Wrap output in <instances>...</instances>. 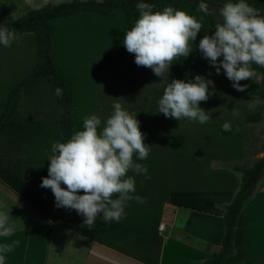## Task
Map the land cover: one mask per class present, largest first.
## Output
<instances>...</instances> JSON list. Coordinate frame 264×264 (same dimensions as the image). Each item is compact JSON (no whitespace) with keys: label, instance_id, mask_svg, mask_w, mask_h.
<instances>
[{"label":"trees","instance_id":"16d2710c","mask_svg":"<svg viewBox=\"0 0 264 264\" xmlns=\"http://www.w3.org/2000/svg\"><path fill=\"white\" fill-rule=\"evenodd\" d=\"M136 2L138 0H72L53 5L45 4L37 9L27 7L16 19L2 22L12 28L16 36L30 34L34 53L29 72L9 89L1 103L0 183L35 210L41 211L47 222L15 231L10 237L0 238V242L4 243L19 241L18 246L6 254L5 264H43L50 222L144 264H240L238 257L241 253L234 252L237 245L252 236L257 241L264 237V190L257 189L264 178V146L262 156L255 159L249 167L232 166L233 170L240 172L239 180L226 172L212 170L209 162L222 157L227 159V155H230L228 149L237 144L240 146L244 134L243 128L239 130L232 122L228 123L233 125V130L220 134L222 130L221 125L220 131L217 129L218 121H222L216 117V113L210 114L211 119L200 124L183 118L179 121L171 117L165 118L162 113H157V107L154 105V108H147V111H143L144 108L136 109L132 115H136L135 118L139 121V129L144 134L143 143L149 146V151L146 159L136 160L134 154L133 160L146 166L147 178L145 175H135L131 170L126 175L134 176L133 195L143 197L144 202L141 204L135 200L129 201L124 209L125 215L119 222L104 223L99 218L102 214H98L93 227L88 228L82 223L83 218L74 210L55 208L50 189L39 187L41 177L47 175L49 162L46 159L51 143L66 141L74 131L81 129L85 116L94 114V108L85 106L86 102L79 104L81 95L76 91L78 81L89 80L91 75L85 70L81 73L83 75L76 79L75 68L73 70L68 67L74 71L69 73L59 62V58L56 57L59 50L56 36L59 34L58 30L54 33L53 24L76 22L92 27L93 24H98L99 27L96 28L98 34L93 40L96 43V50L104 54L102 46L110 45L111 39L108 19L117 12L121 22L111 45L117 47L115 50L119 51L123 58H130L134 55L125 50L121 41L123 32L130 29L138 18V12L134 7ZM144 2L151 3L154 6L153 11H161L164 6H172L198 20L203 15L197 11L200 0H144ZM204 2L222 6L225 0ZM247 3L260 13L264 12V0H247ZM6 7L0 11L1 15L5 14ZM200 23L203 35L212 28L208 15L204 16ZM203 60L198 50L192 51L186 58H175L169 71L165 69L164 77L160 80L154 99L155 105L157 106V99L162 95L163 88L169 80L173 78L189 80L190 75L196 72ZM261 72L264 75V69ZM44 81L50 84V93L60 109L57 118L48 124L34 127L29 122L15 120L12 110L20 93ZM56 87L62 89L61 97L54 95ZM255 93L260 100L263 113L247 117L246 121L261 118L264 129V81ZM100 119L103 123L105 118ZM188 124H192L193 128H188ZM230 135L231 141L228 137ZM215 140H219L218 147L220 153L223 152L222 157L218 151L213 150ZM165 204L190 210L185 225L187 231H190L189 226L195 222L193 221L195 217H198L199 221L206 219L216 222L218 224L216 229L219 232L216 231L214 242L220 245L221 251L206 257L201 263L192 262L203 257L192 248L173 240L163 242L157 227ZM216 204H222V210L212 209ZM263 246L264 241L261 242L260 248Z\"/></svg>","mask_w":264,"mask_h":264},{"label":"clouds","instance_id":"9594fccd","mask_svg":"<svg viewBox=\"0 0 264 264\" xmlns=\"http://www.w3.org/2000/svg\"><path fill=\"white\" fill-rule=\"evenodd\" d=\"M24 2L31 5L32 0ZM134 7L138 18L123 32L121 43L134 55L137 66L150 68L161 80L175 58H186L193 51V41L202 28L200 21L210 14L208 6L204 0L198 3L197 11L203 13L199 20L172 6L153 11L154 6L144 0H138ZM218 13L220 22L214 25L211 35L205 33L199 39L196 49L215 74L223 71L231 86L243 92L248 85L239 81H264V76L251 68L252 64L264 68V15L247 0H225ZM16 38L12 28L0 23V46L8 47ZM210 76L211 72L207 77L197 74L189 80H169L157 99V113L178 121L184 118L206 123L211 119L210 113L198 102L211 95L209 87L214 82ZM62 94L60 87L54 89L55 96ZM254 106L255 103L249 105ZM111 107L103 123L97 115L89 114L83 118L81 129L66 141L51 143L47 175L41 177L39 184L50 189L55 208L74 210L88 228L93 227L98 214H102L99 218L104 223L119 222L129 201L144 202L143 197L133 195L134 176L126 174L131 170L146 177V166L135 162L133 155L136 160L146 159L149 146L143 143L144 134L136 115L123 109L115 99ZM233 115L237 113L233 111ZM221 130L231 131V125L225 122ZM15 230L9 213L0 211V238L12 236ZM18 244V240L0 242V264H5L6 254Z\"/></svg>","mask_w":264,"mask_h":264},{"label":"rangeland","instance_id":"374dc122","mask_svg":"<svg viewBox=\"0 0 264 264\" xmlns=\"http://www.w3.org/2000/svg\"><path fill=\"white\" fill-rule=\"evenodd\" d=\"M70 1L72 0H32L31 5H27L24 0H0V11L4 6H7L5 14H0V23L16 19L27 7V9H37L45 4L53 5ZM206 4L210 12L208 18L212 24V28L207 30L206 33L211 35L214 31V25L220 22L221 18L218 9L221 5L209 2ZM8 8L14 9L8 10ZM260 14L264 15V12ZM108 20L111 26V39L110 45L105 44L102 46L104 54L96 50V43L93 40L96 34H98V29L96 30L99 27L97 26L98 24H93V27L92 25H81L76 22L64 23L63 25L61 22L53 24L54 33L58 30L57 34H59L56 36L59 47L56 57L59 58V62L64 65V68L66 67L69 73H73L75 68L74 78L76 79L80 78L83 75L81 73L85 70L91 75L89 80L82 79L78 81L77 94L85 98L81 99L79 97V104H83V101L86 102L85 106L94 108V114L99 118H106L111 113L114 99L121 104L123 109H126L131 114H134L138 108H144L143 111H147V108L157 107L155 105L156 100L154 99L157 96L160 78L155 76L150 68L137 66L134 63V56L123 58L122 54L115 50L117 47L112 46L111 43H114L118 32V25L121 22L120 15L117 12L113 13ZM202 36L203 32L200 30L197 33L195 41H193V51L197 50L196 44H198ZM16 37L10 46H0V108L6 93L16 82L26 76L33 62L34 46L31 42L30 34ZM189 46L191 47V41L189 42ZM251 68L264 76L261 72L264 68L255 64H252ZM210 72V79L214 82L209 87L211 95L207 100L198 102V106L211 115L216 113V117L222 121H218V128L215 127V132L216 128L220 131L219 125H222L224 122H232L234 127L239 130L243 128L244 134L240 146L235 144L236 146L230 147L231 150L228 149L230 155H227V159L222 157L223 152L220 153V148L218 147L219 140H215L216 145L213 147V150L218 151L219 156L222 158L212 160L208 165L212 170L226 172L239 180L240 172L233 170L232 166L249 167L255 159L262 156L264 146L263 122L261 118L246 121L247 117L254 114L258 116L263 113L262 105L255 93L260 88L261 83L256 84L251 80H241L239 83L247 84L248 87L243 92L236 91L231 86V82L224 76L223 71L219 75L215 74V71L209 66L206 59L196 69V72L190 75L189 79L197 74L207 77ZM94 75L95 77H92ZM257 101L259 102L256 103ZM254 103L255 106L250 108L249 105ZM233 111L237 115L234 116ZM59 113L60 109H58L50 93V84L46 81L24 89L20 93L12 110V116L15 120L25 123L29 122L33 127L48 124L56 119ZM151 117L149 116V118ZM233 125L231 126V131L233 130ZM202 126L204 127V125ZM206 127L209 128V126ZM188 128H193L192 124H188ZM231 131L227 132L230 133ZM219 133L222 134L223 131ZM228 137L229 140L232 139V135ZM220 140L224 139L220 138ZM257 189L258 191L264 190V178L257 186ZM14 196L15 194L0 183V211L9 213V220L16 227V225H21L20 222L17 223L16 221V212H18L21 206ZM56 238L54 235L53 239L55 240ZM69 238L76 240L72 235ZM69 242V250L74 252L77 245L73 242L71 243L70 240ZM77 249H80L78 253H83L80 247L77 246ZM58 259H65L63 252H61Z\"/></svg>","mask_w":264,"mask_h":264},{"label":"crops","instance_id":"0c3cea01","mask_svg":"<svg viewBox=\"0 0 264 264\" xmlns=\"http://www.w3.org/2000/svg\"><path fill=\"white\" fill-rule=\"evenodd\" d=\"M21 170H23V168H21ZM4 187L7 188L6 186ZM11 192L13 193V191ZM14 197L21 206L18 212H16V221L17 223L20 222L21 225H16L15 231L29 229L47 223L45 216L41 215V211L35 210V208L17 195ZM222 207V204H216L212 209L220 208V210H222ZM189 216V209L165 204L162 209L157 232L162 237L163 242L170 239L200 253V256L203 258L192 260V262L201 263L206 257L208 258L215 252L221 251L220 245L214 242L215 236H217L216 231L219 232V230L216 229L218 228V224L212 220L206 219L204 221H199L200 219L195 217L193 219L195 222L189 226L190 231H187L185 225ZM49 224L51 228L46 243L43 264H144L87 237L76 234L54 222H50ZM160 226H162V229H159ZM54 235L57 237L55 240L53 239ZM70 235H72L73 238L75 237L76 240H71L69 238ZM69 240L71 243L73 242L80 247L83 253H78L80 249H77V246L74 252L69 250ZM262 241H264V237H262L260 241H257L252 236L237 245L234 252L238 251L241 253L238 257L240 264H264V259H262V256L264 257V246L260 248ZM61 252H63L65 259L59 260L58 257Z\"/></svg>","mask_w":264,"mask_h":264},{"label":"built area","instance_id":"2783aa9c","mask_svg":"<svg viewBox=\"0 0 264 264\" xmlns=\"http://www.w3.org/2000/svg\"><path fill=\"white\" fill-rule=\"evenodd\" d=\"M159 229H162V226H160Z\"/></svg>","mask_w":264,"mask_h":264}]
</instances>
